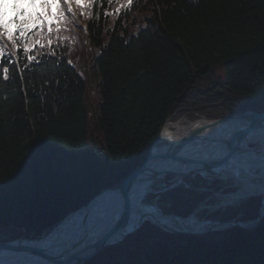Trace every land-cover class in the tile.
<instances>
[{
	"label": "trees",
	"instance_id": "16d2710c",
	"mask_svg": "<svg viewBox=\"0 0 264 264\" xmlns=\"http://www.w3.org/2000/svg\"><path fill=\"white\" fill-rule=\"evenodd\" d=\"M83 3L73 0L76 15L61 0L59 30L33 28L14 53L7 37L0 40L8 48L0 57L2 241L42 234L130 175L177 109L178 116L213 119L264 112V0ZM174 179L166 175V186ZM184 180L150 195L165 213L188 216L211 195L201 187L228 184L199 174ZM261 202L203 212L250 220ZM83 264H264V217L251 230L200 235L167 233L146 221Z\"/></svg>",
	"mask_w": 264,
	"mask_h": 264
},
{
	"label": "water",
	"instance_id": "95a60500",
	"mask_svg": "<svg viewBox=\"0 0 264 264\" xmlns=\"http://www.w3.org/2000/svg\"><path fill=\"white\" fill-rule=\"evenodd\" d=\"M177 112H174L172 117L168 118L160 128V132L141 166L136 167L130 175L115 184L99 189L86 204L68 213L41 235L0 241V264H83L101 248L123 241L127 236L136 232L147 220L142 218L135 228L126 229L128 211L134 204L133 192L138 184L148 179L154 182L166 174L183 176L189 173H198L204 175L207 171L218 170L219 167L230 162L236 154L240 153L238 150L243 140L257 135L259 131L264 133V113L247 110L221 119H196L198 124L191 127L186 133L174 132L165 135L163 130L166 123L174 118ZM249 114L252 116L249 117ZM201 121L204 122L199 123ZM227 121L231 122L230 128L236 126L230 137L214 139L201 134L203 129H207L209 126L216 127ZM238 124L240 125L238 126ZM199 140L215 145L216 149L212 148L204 152L194 151L190 146ZM261 157L264 158V156ZM152 191V188L145 191L140 202L145 204L144 197ZM99 203H104L105 206L101 212L94 215L93 210ZM72 215L80 217L82 231L79 236L82 238L81 241L75 238V234L70 240H65L63 238L66 233L61 229L59 231L62 222ZM262 216L263 214L260 213L255 225L260 223ZM206 222L211 223L212 227L210 226L211 228L205 232L214 230L217 225L224 228L227 225L237 224L252 229L250 226L239 223L236 219L207 220ZM161 225L165 226L163 222ZM169 231L184 233L177 229H169ZM55 234L56 236H54Z\"/></svg>",
	"mask_w": 264,
	"mask_h": 264
},
{
	"label": "bare ground",
	"instance_id": "6f19581e",
	"mask_svg": "<svg viewBox=\"0 0 264 264\" xmlns=\"http://www.w3.org/2000/svg\"><path fill=\"white\" fill-rule=\"evenodd\" d=\"M172 115L170 117H172ZM248 116L250 117L252 115L249 114ZM187 117L190 118L191 120L190 119L189 120L188 119L175 120V117L172 118L170 121L166 123L163 133L165 135H168V134L170 135V134H173L174 132L186 133L191 127L198 124V122L195 119L192 120V116L187 115ZM168 118L166 119V121L168 120ZM222 118H225V117H222ZM210 119H213V118H210ZM217 119H221V118H217ZM202 122L204 121H201L199 123H202ZM230 123L231 122L227 121L223 124L221 123L220 125L216 127L209 126L207 129H203L201 134L207 137L214 138V139H218V138L226 139L227 137H230V135L234 132L236 128V126L230 128L229 127ZM239 125L240 124H238V126ZM251 144H255V145L260 144L259 146H264V133L259 131L257 132V135L251 136L250 138L243 140L240 146V149H242L243 151L240 152L239 154H236L230 162L218 168V171L232 175L241 183L240 188L230 187L229 188L230 193H225V195L232 194L234 197L246 199V198H253V194L255 195L260 194L264 199V181L258 180L259 175L256 173L258 169H260L264 173V158L261 157V156H264V154L254 153L253 149L251 148ZM190 147L194 151H199V152H204L209 149L211 150L212 148L216 149L215 145L207 141H202V140L194 142ZM164 163H167V165L169 164L168 162H164ZM158 167H161V166L158 165ZM212 175L213 173H211V171H207L206 179L211 180ZM159 182L165 183V180L163 178L162 179L158 178L157 180L153 182L148 179L147 181L141 184H138L135 187L134 192H133L134 204L128 211L126 229L135 228L142 218L153 219V221L155 222V225L164 232L173 233V234H181L178 232L169 231V229H177L178 231L180 230L184 232L182 235H200V234H205V233H210V232H215V231H224L234 226H238L237 224L233 226L227 225V226H224L223 228L217 225L214 230L205 232L207 229L211 228L212 225L211 223L206 222L207 220L210 219L208 218L209 213L199 212V206L201 204L197 206V208L194 210L195 212L191 213L188 216H182V215H177V214H168L166 216L163 213H161L156 207L147 206L145 205L147 204L145 202H144L145 204L141 203L140 199H141L142 194L145 191H147L149 188H152L153 185ZM157 189L161 190V188H157ZM219 194L220 193L213 192L211 195H208L204 199L203 202H205V204H208V203L219 204L220 203V199L218 198ZM104 206H105L104 203H99L98 205H96V207L93 210V214L95 215L101 212ZM262 207H263L262 212L260 208H259L260 210L259 212L263 214L264 213V200H263ZM240 216L241 215H239L238 217ZM217 220L224 221L220 219H217ZM236 220L239 223L241 222L244 226H250L252 227V229H254L262 222L263 216H262V220L260 221V223L256 225L254 224L256 221L255 219L250 220V221L248 220L240 221L238 219ZM162 222L165 224L164 227L161 225ZM238 227H240L243 230H251L249 228H244L241 226H238ZM60 229L66 233L64 234L65 238L63 239L70 240L71 237L74 236L75 234L76 236L75 238L81 241L82 238L79 235L81 234L82 227L80 224L79 215L68 216L62 222L61 226L59 227V231ZM54 236H56V234ZM113 245H116V244H113ZM109 246H112V245H109ZM109 246H106V247H109ZM34 264H41V263H34Z\"/></svg>",
	"mask_w": 264,
	"mask_h": 264
},
{
	"label": "snow or ice",
	"instance_id": "6c2138e0",
	"mask_svg": "<svg viewBox=\"0 0 264 264\" xmlns=\"http://www.w3.org/2000/svg\"><path fill=\"white\" fill-rule=\"evenodd\" d=\"M111 2V0H109ZM128 4H132V0H127ZM78 7H84L83 0H75ZM63 4L67 6V11H72L73 0H63ZM26 5V7H25ZM5 0H0V38L7 37V40L11 42L12 50L19 46V42H24L28 39L29 32L37 26L42 27L45 23L49 25V32L52 31L50 25L55 20L56 22L64 19L65 13L60 10L53 13L51 9H61V0H12V9L14 15L7 16L4 11ZM31 9V11L29 10ZM107 14V13H106ZM59 29H57L58 31ZM38 42V41H35ZM8 51L7 46H0V57L5 56V52ZM24 53L29 52L28 43H23ZM28 60H33L35 57L29 55ZM4 79L9 78V68L3 67Z\"/></svg>",
	"mask_w": 264,
	"mask_h": 264
},
{
	"label": "rangeland",
	"instance_id": "374dc122",
	"mask_svg": "<svg viewBox=\"0 0 264 264\" xmlns=\"http://www.w3.org/2000/svg\"><path fill=\"white\" fill-rule=\"evenodd\" d=\"M178 111V112H177ZM179 111H180V109H177L175 112H177L176 113V116H175V120H178V119H190V118H188L187 117V115L185 116V115H181V116H178V114H179ZM196 113V112H195ZM200 118H208V119H210L208 116H206V115H200L199 113H196V114H193V116H192V120H196V119H200ZM191 120V119H190ZM260 144H251V148L253 149V151H257L256 153L257 154H264V146H259ZM239 152H242L243 150L242 149H239L238 150ZM234 158V157H233ZM258 175H259V177H258V180H260V181H264V173L260 170V169H258L257 170V172H256ZM214 174H216V175H212L211 177H215V176H217V177H220V178H222L224 181H227L228 182V184H234V186H237L238 188H240V185H241V183L235 178V177H233L232 175H230V174H228V173H224V172H220V171H218L217 173H216V171L214 172ZM183 180V179H182ZM164 186V183H161V182H159V183H157L156 185H154V188H161V187H163ZM214 190V189H213ZM217 193H219V192H217ZM150 195H151V193H149L147 196H146V198H145V202H149V203H151V204H156V199L157 198H152V197H150ZM260 195V194H259ZM254 196H257V195H255V194H253V197ZM251 197V196H250ZM262 197V196H261ZM220 198H221V200L224 202V203H227L228 201H234V202H244V201H246L247 200V198L246 199H244V198H238V197H234L232 194L231 195H225V194H220ZM262 202H261V205H262V203H263V197H262ZM221 202V201H220ZM242 202L241 203H239L240 205L242 204ZM237 206V205H236ZM235 206V207H236ZM210 208H212V207H210ZM220 205H218L217 206V208H216V210L218 211V210H220ZM233 226V225H232Z\"/></svg>",
	"mask_w": 264,
	"mask_h": 264
}]
</instances>
